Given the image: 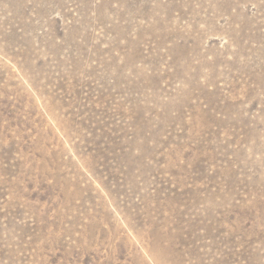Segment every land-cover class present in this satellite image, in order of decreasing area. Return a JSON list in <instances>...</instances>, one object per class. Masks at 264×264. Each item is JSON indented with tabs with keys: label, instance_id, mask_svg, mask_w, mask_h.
<instances>
[{
	"label": "rangeland",
	"instance_id": "rangeland-1",
	"mask_svg": "<svg viewBox=\"0 0 264 264\" xmlns=\"http://www.w3.org/2000/svg\"><path fill=\"white\" fill-rule=\"evenodd\" d=\"M0 264H264V0H0Z\"/></svg>",
	"mask_w": 264,
	"mask_h": 264
}]
</instances>
